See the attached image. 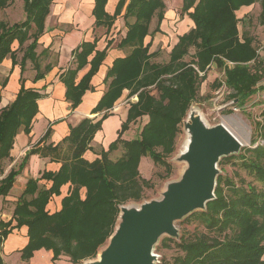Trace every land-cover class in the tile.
Instances as JSON below:
<instances>
[{"label":"trees","instance_id":"16d2710c","mask_svg":"<svg viewBox=\"0 0 264 264\" xmlns=\"http://www.w3.org/2000/svg\"><path fill=\"white\" fill-rule=\"evenodd\" d=\"M52 2L22 0L23 20L9 25L0 19V62L9 56L12 64L17 63L16 52L23 50L19 60L21 71L25 61L30 60L35 71L33 81L44 77L53 67L51 62L41 66V57L48 56V48L36 52ZM106 2L94 0V27L104 26L108 31L121 15L126 32L117 46L129 48V52L115 58L106 73L105 80L110 79L107 90L92 113L105 111L96 121L85 117L69 126L68 134L55 144L46 142L52 133L49 125L26 151L18 167H11L0 179V196H6L31 154L60 163L56 171L44 170L39 177L28 178L15 201L10 220H0V246L13 229L26 226L27 243L21 249L23 259L42 247L52 251L53 260L65 254L73 264L96 256L98 248L114 230L119 206L140 201L143 190L151 185L139 175L140 158L149 156L154 163L164 164L169 174L170 164L166 158L174 151L179 124L196 101L205 72L212 63L223 71V79H215L213 83L230 89V97L239 106L256 91L264 89V69L258 65L254 38L239 31L241 18L236 15L241 6L258 4L259 22L264 24V0H182L181 14H187L194 26L178 37L169 52V60L163 64L150 61L154 52H149V43H144L147 35L160 31L165 9L163 0H117L111 14L105 10ZM7 4L8 0H0V9ZM153 17L156 23L150 30ZM14 41L17 48H12ZM96 42V36L92 41H82L72 51L74 66L59 74L71 109L80 103L86 90H93L90 80L112 40L102 50L96 49ZM191 47L194 53L186 61L184 56ZM86 65L88 69L78 77L79 70ZM19 80L20 88L14 100L0 109V161L9 157L16 133L21 128L26 133L30 131L37 112V99L42 96L37 89L26 88L23 77ZM123 89L128 90L129 97L137 99L130 102L117 138L89 161L84 158V152L91 149L96 131L102 120L111 114L108 109ZM144 116L147 121L138 136L123 139L122 133L129 124ZM261 116L262 122H257V128L263 132L260 133L263 142L219 161L221 165L239 157L240 166L251 176V181L241 178L238 184L230 177L217 176L215 198L206 203L205 210L189 215L202 220L205 231L192 236L180 234L178 241L168 237L161 240L160 247H169L168 242H171L183 252L174 256L169 264H264V107ZM256 139L253 138L251 144ZM119 146L121 155L111 159L110 152ZM65 184L68 191L61 198L60 208L50 212L46 209L47 203L52 196L60 195Z\"/></svg>","mask_w":264,"mask_h":264},{"label":"crops","instance_id":"0c3cea01","mask_svg":"<svg viewBox=\"0 0 264 264\" xmlns=\"http://www.w3.org/2000/svg\"><path fill=\"white\" fill-rule=\"evenodd\" d=\"M116 1L107 0L105 4L106 12L109 14L113 13ZM53 2H57V4H53ZM53 2L50 5L49 13L52 12V15L55 14V12L57 13L56 15L59 17L58 23H55L53 26H48L45 20L44 33L38 39V46H41L40 51H37L38 46L36 47L37 53H40L44 48H48V56L50 55L51 48H56L58 55H56L54 62L48 61V56L41 57V66L43 67L46 63L51 62L53 64L51 70L46 72L41 79L33 81L35 71L30 60L27 59L25 61L23 70L21 71L19 60L23 55V50H17L16 52L17 63L12 64V60L9 56H6L0 62V109L14 100L20 88V76L24 78V86L26 88H35L42 94V96L37 99V112L32 119L30 131L26 133L21 128L14 136L9 157L0 161V179L6 175L11 167H18L26 151L40 139L49 125H51L52 133L46 142L55 144L68 134L69 126L77 124L81 119L89 117L92 118L93 121L98 120L105 110L92 113V108L98 103L103 93L107 90L110 79L105 80L106 73L115 58L123 57L126 54L124 51L125 48L117 46L120 39L125 35L126 26L122 30L120 26L115 30L113 27L115 23H113L108 31L104 26L94 27V16L92 15L94 0H81V4L79 3L80 0H53ZM68 2L72 3V5L69 6L70 8L67 7V4H69ZM173 2V5L165 3L164 17L159 26L160 31L147 35L144 38V43H149V52H154L160 48H164L167 52H170L173 45L178 41V37L194 26L193 20L187 14H181L180 7L182 6V0H173ZM249 6H241L236 12H244ZM6 9V7L1 8L0 14ZM242 16L243 13L241 17ZM0 19L3 20L1 17ZM74 22H77L78 25ZM13 23L14 22L8 24L10 25ZM71 23H74V28L70 27L61 31L62 47H58L61 42L53 43V41H57L55 40V34H59L61 24L70 25ZM95 28L96 30H98V28L103 29V32L96 36V49L102 50L106 48L109 40H112V42L106 48V56L100 64L98 71L90 80L93 90H86L82 95L80 103L74 109H71L70 102L65 99V85L59 80V74L69 66L73 67L71 66L72 63L67 62V54L73 58L72 51L80 45L82 41H92L95 36L93 35L95 33ZM113 30L115 32L120 30L118 33L120 39L117 42V39H115L117 33L111 35ZM48 31H51L50 33L53 35H49ZM29 42L30 40L26 41L24 47ZM13 44H16L15 48H17V42L14 41ZM44 60L47 61L45 62ZM87 69L88 65L79 70L78 77L84 74ZM108 112L111 114L102 120L101 129L96 131L90 143L91 149L84 152V158L89 161L98 157L99 155L97 153L101 149L106 150L109 143L117 138L121 123L126 118L127 108L119 106L117 99L113 103V106L108 109ZM59 166V162L52 161L49 157L31 154L16 176L15 182L8 192V195L0 196V201L7 199L14 200V207L15 201L28 178L39 177L44 170L56 171ZM49 185L50 182H48L46 186ZM62 187L64 188V192L58 196L54 195L51 197L46 205L47 208L50 209V212H54L60 208L61 198L67 194L68 184ZM62 187L61 191H63ZM14 189L19 190L12 194ZM11 216L12 211L6 221L10 220ZM26 231V226H22L19 229L15 228L2 241L0 246L1 264H73L66 256H61L53 260L52 251L43 247L34 250L29 258L23 259L21 257V249L27 243Z\"/></svg>","mask_w":264,"mask_h":264},{"label":"rangeland","instance_id":"374dc122","mask_svg":"<svg viewBox=\"0 0 264 264\" xmlns=\"http://www.w3.org/2000/svg\"><path fill=\"white\" fill-rule=\"evenodd\" d=\"M9 3L5 6L7 9L3 10L0 14V17L8 23L20 21L24 19V11L22 7V0H8ZM69 1V0H68ZM79 1V0H78ZM116 1V0H115ZM166 4L174 3L173 0H163ZM69 3V2H68ZM81 4V0L79 2ZM78 3V4H79ZM53 4H57V2H53ZM77 4V3H76ZM72 5V3L67 4V7ZM173 5V4H172ZM166 7V6H165ZM181 9V7H180ZM259 12L260 7L258 4L249 6L246 8L244 12H236L238 18H241L238 23L239 31H245L249 35L254 38L253 44L257 48L258 51V65L262 66L261 70L264 69V24H260L259 22ZM243 13V16L241 17ZM57 13L52 15V12L46 18V24L48 26H53L55 23H58V15ZM185 14V13H184ZM78 21V20H76ZM76 25H78L77 22ZM74 23L70 25L61 24L59 34H55V42H61L58 47H62V34L61 31L74 28ZM115 24L113 27L115 30L120 26L121 30L124 29V21L121 15H119L115 19ZM156 23V18L153 17L150 23V29H153ZM51 32V31H50ZM48 31L49 35H53ZM55 32V31H54ZM103 29L98 28L93 35L97 36L99 33H102ZM119 31H112L111 35L117 33L115 36L116 42L120 39ZM92 35V36H93ZM16 44H13L12 47L15 48ZM41 46L37 47V51H40ZM125 53L129 52V48H125ZM194 53V48L191 47L187 55L184 56V60H189L191 55ZM152 57L150 58L151 62L154 63H166L169 60V52H167L164 48L157 49L154 51ZM56 55L58 52L55 47H52L50 50V55L47 60L54 62L56 59ZM68 63H72L71 66H74L73 58L67 54ZM47 60H44L45 62ZM257 63V61L255 62ZM200 75L203 72H199ZM223 79V71L218 68L214 63H212L207 71L205 72V79L201 82L198 95L196 101L192 102V106L196 108L199 113L204 118V121L207 125L212 126L218 123L223 124L230 132H232L242 143V148L239 153L244 152L245 148L252 147L257 143H262L260 133L262 132L260 128H257V122H262L261 112L264 107V89H259L254 93L249 100L243 105L239 106L238 103L230 97V89H228L224 84L220 86H216L213 81ZM263 82H264V74H263ZM137 99L136 96H128V90L123 89L121 95L118 98L119 106H123L124 108H128L130 102L135 101ZM110 112V111H109ZM147 121V117L137 118L135 121L129 124V127L122 133L123 139H131L138 136L142 125ZM102 123V122H101ZM101 129V127H100ZM105 130V129H104ZM263 133V132H262ZM257 138L254 144H251L253 138ZM186 140L185 133L183 131L182 122L179 124V132L175 137V145L174 151L166 158L167 162L170 164L169 174L167 175L166 166L162 163H154L152 158L149 156H142L139 160L138 170L139 175L145 179L150 181V187H147L143 190L142 199L140 201H130L123 205H138L143 201H149L152 199H158L161 197V192L165 189L166 183L171 180H177L184 167L185 163L183 161H178L177 156L183 150L184 143ZM121 146V145H120ZM119 146L117 150L110 152L109 156L111 159H116L122 153V149ZM238 153V154H239ZM241 159L239 157H234L229 160H226L221 165L218 164L219 174L225 177H230L233 181L238 184L241 182V178H244L246 181H251V176L246 175L244 169L240 166ZM40 183H45L47 185L48 182L45 180H41ZM64 192V188L62 187ZM19 189H14L12 194L18 192ZM83 193V192H82ZM53 197V196H52ZM13 201L11 199L1 200L0 201V219L7 220L11 214ZM47 208V206H46ZM49 211L50 209L47 208ZM189 216V215H188ZM187 216V217H188ZM176 227L178 228L179 237L180 234H184L185 236H192L194 233H198L200 231H205L204 222L197 218L196 216H189L188 218H184L176 223ZM230 233V232H227ZM164 237L162 236L158 243L154 246L153 253L157 255L156 261L154 264H169L172 262L173 257L177 255L183 254L179 247L174 245L171 242L169 243V247H160L159 244ZM174 239L176 241L179 240ZM170 238V237H168ZM8 240V239H7ZM108 240H106L97 250L96 256L93 258L86 259L81 262V264H85V261L94 259L97 257L98 252L102 249ZM6 255V254H4ZM66 256L69 260V257L65 254H60L59 257ZM264 258V255H263Z\"/></svg>","mask_w":264,"mask_h":264},{"label":"water","instance_id":"95a60500","mask_svg":"<svg viewBox=\"0 0 264 264\" xmlns=\"http://www.w3.org/2000/svg\"><path fill=\"white\" fill-rule=\"evenodd\" d=\"M187 144L177 160L185 167L177 180L166 183L161 197L138 205H120L106 245L85 264H154V246L162 236L177 239L176 223L203 211L215 198L221 158L236 155L241 141L223 124L209 126L190 105L182 120Z\"/></svg>","mask_w":264,"mask_h":264},{"label":"bare ground","instance_id":"6f19581e","mask_svg":"<svg viewBox=\"0 0 264 264\" xmlns=\"http://www.w3.org/2000/svg\"><path fill=\"white\" fill-rule=\"evenodd\" d=\"M186 144H187V139L185 140V143H184V147H183V149L185 148Z\"/></svg>","mask_w":264,"mask_h":264}]
</instances>
